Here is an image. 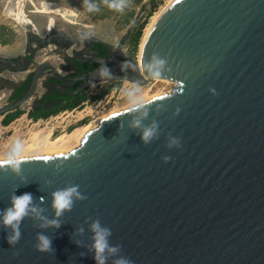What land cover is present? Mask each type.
<instances>
[{
  "label": "water",
  "instance_id": "95a60500",
  "mask_svg": "<svg viewBox=\"0 0 264 264\" xmlns=\"http://www.w3.org/2000/svg\"><path fill=\"white\" fill-rule=\"evenodd\" d=\"M44 6L71 14L56 3ZM136 22L110 55L81 60L99 65L89 72L68 77L48 60L35 63L26 92L0 108V116L20 108L42 78L82 82L75 92L111 81L175 83L141 107L103 119L68 152L20 155L26 159L19 168L0 158V216L14 195L32 194L18 240L9 243L13 228L0 222V264H97V220L117 246L105 250L104 264L118 257L134 264H264V0H174L145 50L144 63L153 53L166 58L159 77L118 56ZM53 37L98 40L62 30L44 39ZM105 64L111 75L102 77L97 69ZM153 122L156 132L144 142L142 131ZM71 185L81 196L56 216L52 193ZM53 219L59 224L48 223ZM39 234L51 240L49 249L38 247Z\"/></svg>",
  "mask_w": 264,
  "mask_h": 264
},
{
  "label": "rangeland",
  "instance_id": "374dc122",
  "mask_svg": "<svg viewBox=\"0 0 264 264\" xmlns=\"http://www.w3.org/2000/svg\"><path fill=\"white\" fill-rule=\"evenodd\" d=\"M166 1L167 0H161L152 15L158 11ZM44 2L56 3L58 6L71 11V14L64 15L57 8H45L47 6L43 8L42 3ZM86 2L87 0H0V108L10 103L9 97L32 72L35 63L48 60L61 74L69 75L74 71V67L70 64L68 59L86 57L76 52V50H81L84 45L90 42L89 40L78 41L74 44L59 43L53 39L46 41L44 38L48 37L50 34H54L57 30H62L69 35L90 34L98 40L106 41L110 46H117L121 38L126 34V29L135 22L136 18L137 21L139 18L143 20L148 11V6H146L144 10H142L141 6L136 7L132 21L127 26L123 27L122 16L120 15H112L104 19L86 15L84 11V4ZM148 2L149 0H143L145 5H147ZM17 13H20L18 19L16 17ZM150 17L147 18V23ZM27 20H30L34 27L33 25L25 24ZM48 24L52 25L50 29H48ZM136 24L137 22L135 25ZM138 48L139 44L137 49L133 51L130 43L126 42L125 39L121 48V54L136 59ZM25 56L30 57L21 61L20 58H25ZM14 58L18 60L12 61ZM102 84L103 83L93 84L86 92L92 94L98 91ZM123 84L124 88L122 92L119 94L116 93L115 98L110 102L93 111L92 118L85 121L84 124L95 121L97 117L105 111L132 101L134 98L129 95V89H136L134 95H142L146 93V91L152 95L162 92L168 93L175 86V83H170V81L152 79L148 84L140 86L129 85L121 81L115 88L119 90ZM58 87L67 89L70 88V84L58 85ZM46 90H49V86L42 78L38 81L35 94L20 106V110L26 112L31 108L38 107L41 102V93ZM90 102L91 101L85 103L79 109L90 110ZM96 105L97 104H94L93 106L95 107ZM45 107H48V103ZM93 109L94 108L91 107V110ZM2 120L3 116H0L1 124H3ZM94 124H96V122ZM32 140L33 139L28 142L23 141L22 145H26L25 143L31 144ZM0 149V154L2 155H7V153L11 151L4 149L3 146H0Z\"/></svg>",
  "mask_w": 264,
  "mask_h": 264
},
{
  "label": "clouds",
  "instance_id": "9594fccd",
  "mask_svg": "<svg viewBox=\"0 0 264 264\" xmlns=\"http://www.w3.org/2000/svg\"><path fill=\"white\" fill-rule=\"evenodd\" d=\"M109 7L123 10L124 3L123 0H110ZM87 8L89 10H93L97 8L96 4L88 3ZM167 63L166 58L160 56L158 53H153L150 61L144 63L143 67L149 70V73L153 77H159L163 74L164 67ZM98 74L102 77H107L111 75L110 68L105 64L97 69ZM129 95L133 96L136 103L133 107L138 108L142 105L148 103V101L141 95H134L136 89H129ZM212 91H215L214 89ZM171 93H169L170 95ZM142 115H146V111L142 113ZM140 120L138 118L133 120V125H139ZM156 132V123L153 122L152 125L144 127L142 131V139L144 142H148ZM178 138L173 137L171 143H177ZM22 151V145L19 141L16 142L12 150L7 153V162L11 166L15 168H19L22 160L26 159V157L20 156V152ZM170 157L165 156L164 160H168ZM52 205L55 209V215L59 216L63 210L71 208L73 203V197H80L81 194L77 191L76 185H71L63 189H57L53 193ZM32 194L30 192H24L19 195H14L12 197V201L10 206H8L5 210H3L2 216H0V222L5 225H11L13 228V232L10 236L7 237L9 243H14L18 240L20 236L19 231V222L20 220L28 213V210L31 205ZM50 224H59L58 220H49ZM91 228L94 230V259L97 264H104L106 256L104 255L105 250L108 252L114 253L117 251L116 245H109L107 237L111 232V229L107 227L101 226L100 222L94 221L91 225ZM39 244L38 247L43 250H47L50 248L51 240L44 234H39ZM115 264H134L133 261L126 259L124 257H118L115 261Z\"/></svg>",
  "mask_w": 264,
  "mask_h": 264
},
{
  "label": "trees",
  "instance_id": "16d2710c",
  "mask_svg": "<svg viewBox=\"0 0 264 264\" xmlns=\"http://www.w3.org/2000/svg\"><path fill=\"white\" fill-rule=\"evenodd\" d=\"M160 1L161 0H149L148 4L145 5L143 3V0H123L124 3L123 10H117L109 7L110 0H87V2L84 4V11L86 15L98 19H104L112 15H120L122 16V25L123 27H125L132 21V17L134 15L136 7L141 6L142 10H144L145 7L148 6V11L144 16V19L141 20V18H139L137 24L127 34L126 42H129L131 45V49L135 51L139 44L142 31L147 23V18H149L152 15V13L157 9ZM88 3L96 4L97 8L93 10H89L87 8ZM107 45L108 43L106 41L98 40V42H96L93 45L92 49L97 50L98 55L102 56L107 53V48H108ZM69 59L78 67V70L75 73L69 74L67 76H76L77 74H80L82 72L85 73V71L89 70V66L91 64L80 62L73 58H69ZM17 60H18L17 58L12 59V61H17ZM31 74L32 73H30L27 76V78L22 82V84L18 86L14 91V93L9 97L10 103L19 99L26 92L29 86ZM51 81L56 84L60 83L55 78H53ZM120 82L121 81L105 82L102 84V86H100V89L98 91L92 94H88L86 92L87 89L81 90L75 94L70 93V91H72L75 88V86L65 91H59L58 89H54L53 91L44 95L40 107L37 110L29 111L28 115L30 118L36 120L40 117L44 118L56 114L57 112L65 109H72L74 107L80 106L83 102L87 100L88 101L98 100L102 98L105 94L112 91L115 87H117L120 84ZM47 102L51 103V105L49 108L45 109L43 105ZM23 112L24 111L20 110V108L15 109L14 111L6 114L3 117L2 123L4 125L8 124L11 120L18 117Z\"/></svg>",
  "mask_w": 264,
  "mask_h": 264
},
{
  "label": "built area",
  "instance_id": "2783aa9c",
  "mask_svg": "<svg viewBox=\"0 0 264 264\" xmlns=\"http://www.w3.org/2000/svg\"><path fill=\"white\" fill-rule=\"evenodd\" d=\"M123 83H128L129 85L133 86H140L129 81H123ZM123 88L124 84L119 90L115 88L109 93L105 94L102 98L91 101L89 107L90 110L79 109L82 105L89 102L87 100L80 106L59 111L56 114L50 115L46 118H40L36 121L28 118L27 114H22L20 117L6 125L1 124L0 122V146H3L4 149L10 151L17 141H19L22 145L23 141L28 142L34 137L36 133H40L45 129H47V133L50 134V139H54L58 136L66 134L76 126H79V124L82 123L81 125H83V122L91 119L93 116V111H95L97 108L103 107L105 104L110 102L113 98H115L116 93L119 94L120 92H122ZM94 104L97 105L94 107ZM91 107H93L94 109L91 110Z\"/></svg>",
  "mask_w": 264,
  "mask_h": 264
},
{
  "label": "bare ground",
  "instance_id": "6f19581e",
  "mask_svg": "<svg viewBox=\"0 0 264 264\" xmlns=\"http://www.w3.org/2000/svg\"><path fill=\"white\" fill-rule=\"evenodd\" d=\"M173 2H174V0H167L166 3L150 17L149 22L147 23V25L145 26V28L143 30V34H142V37H141V40L139 43V48H138V53H137V58H136L138 66H139L141 71H144V67H143L144 56H145V50H146V46H147V42L149 40L150 34H151L156 22L158 21V19L162 15V13ZM20 13L16 14L17 19H18ZM21 19H23V18H21ZM24 19H26V18H24ZM25 24H28L31 26L33 25L30 20H27L25 22ZM48 26H49L48 29H50L52 27L51 24H48ZM33 27H34V25H33ZM153 80L159 81L162 79L154 78ZM164 81H166V80H164ZM164 93L165 92L155 93V94L150 95L146 91V93L142 94L141 96H143L146 100H149V99H152V98L157 97V96L164 94ZM135 103H136V101L133 99L132 101H130L127 104H124L122 106L115 107V108H112L108 111H105L103 114H101L99 117H97V119L95 121H93L89 124H83V125L76 126L75 128H73L71 131L67 132L66 134L58 136L54 139L49 138V135H50L49 133H46V135L44 137H42V136L40 137V135H39L40 133H36L34 135V137L32 138L33 140H32L31 144L25 143L26 145H24V146L22 145V151L20 152V155L35 153V152H42V151L68 152L71 149L77 147L80 144V140L83 138V136L87 132H89L91 129L96 127L103 119H106L110 116H113V113L116 114V113H118V112H120L126 108H129V107L133 106ZM95 122H96V124H94ZM50 140H52V141H50ZM0 158H7V155L0 154Z\"/></svg>",
  "mask_w": 264,
  "mask_h": 264
},
{
  "label": "flooded vegetation",
  "instance_id": "af4514ba",
  "mask_svg": "<svg viewBox=\"0 0 264 264\" xmlns=\"http://www.w3.org/2000/svg\"><path fill=\"white\" fill-rule=\"evenodd\" d=\"M56 40L57 42H62V43H68V42H65L62 38H59V37H53V38H51L50 40ZM90 42L88 43V44H86V45H84L83 46V48H81V50H76V52H78V53H81V54H83L84 56H86L85 58H73V59H75V60H77V61H80V62H83V61H81V60H83V59H86V58H89V57H92V56H94V55H96L97 57H106L107 55H110L113 51H115V46H110L109 44L107 45L108 46V48H107V53L105 54V55H102V56H99L98 55V51L97 50H95V49H92V47H93V45L96 43V42H98V40H96V41H94V40H92V39H90L89 40ZM122 45H123V43H122ZM122 48V47H121ZM118 56L120 57V58H123V57H125L124 55H122L121 53H119L118 54ZM27 58H29L28 56H25V58H22V60L21 61H23L24 59H27ZM69 60V62H70V64L74 67V71L71 73V74H73V73H75L77 70H78V67L70 60V59H68ZM84 63H86V62H84ZM87 64H91L90 66H89V70H87V71H85V73L86 72H89V71H91V70H93V69H95V68H97L99 65L98 64H96V63H87ZM107 66H109V64H106ZM58 70V69H57ZM33 71V70H32ZM32 73V72H31ZM83 73V72H82ZM82 73H80V74H77L76 76H78V75H81ZM65 76H67V75H65ZM68 77H71V76H68ZM44 79V81H45V78H43ZM53 79V77L52 78H50L48 81H45V83L49 86V90H46L45 91V94L44 95H46L47 93H49V92H51V91H53L54 89H58L59 91H65V90H69V89H71L72 87H74L75 86V88L72 90V91H70V93H73V94H75V93H77V92H75L76 90H77V88L80 86V84L82 83V82H76V83H74V84H70V88H67V89H61V88H59L58 87V85H63V84H65V83H59V84H56V83H53L51 80ZM21 85V84H20ZM19 85V86H20ZM51 85V86H50ZM43 95V96H44ZM43 96L41 97V102H40V105H41V103H42V98H43ZM48 103V107H45V105ZM47 103H45L44 105H43V107L45 108V109H47V108H49L50 107V105H51V103H49V102H47ZM40 105L38 106V107H34V108H31L30 110H28V111H26V112H23L22 114H27V117L28 118H30L29 117V115H28V113H29V111H31V110H37L39 107H40ZM21 114V115H22ZM21 115H19L18 117H20ZM5 116V115H4ZM3 116V117H4ZM18 117H16V118H14L13 120H15V119H17ZM48 117V116H47ZM41 118V117H40ZM40 118H38V119H40ZM44 118H46V117H44ZM32 119V118H31ZM38 119H36V120H38ZM13 120H11V121H13ZM32 120H34V119H32ZM36 120H34V121H36ZM10 121V122H11ZM9 122V123H10ZM46 133H47V129H45V130H42V132H40V137L41 136H44V135H46Z\"/></svg>",
  "mask_w": 264,
  "mask_h": 264
},
{
  "label": "crops",
  "instance_id": "0c3cea01",
  "mask_svg": "<svg viewBox=\"0 0 264 264\" xmlns=\"http://www.w3.org/2000/svg\"><path fill=\"white\" fill-rule=\"evenodd\" d=\"M44 94H45V92L43 91V92L41 93V95L43 96ZM42 96H41V97H42Z\"/></svg>",
  "mask_w": 264,
  "mask_h": 264
},
{
  "label": "snow or ice",
  "instance_id": "6c2138e0",
  "mask_svg": "<svg viewBox=\"0 0 264 264\" xmlns=\"http://www.w3.org/2000/svg\"><path fill=\"white\" fill-rule=\"evenodd\" d=\"M113 115H116L115 113H113Z\"/></svg>",
  "mask_w": 264,
  "mask_h": 264
}]
</instances>
